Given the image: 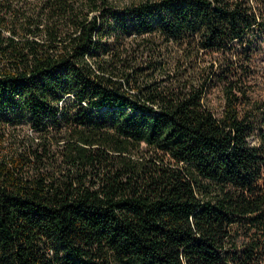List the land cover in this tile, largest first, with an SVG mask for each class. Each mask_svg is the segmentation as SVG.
I'll list each match as a JSON object with an SVG mask.
<instances>
[{"label": "trees", "instance_id": "obj_1", "mask_svg": "<svg viewBox=\"0 0 264 264\" xmlns=\"http://www.w3.org/2000/svg\"><path fill=\"white\" fill-rule=\"evenodd\" d=\"M257 60L264 0H0V264H264Z\"/></svg>", "mask_w": 264, "mask_h": 264}, {"label": "rangeland", "instance_id": "obj_2", "mask_svg": "<svg viewBox=\"0 0 264 264\" xmlns=\"http://www.w3.org/2000/svg\"><path fill=\"white\" fill-rule=\"evenodd\" d=\"M255 67L259 69L260 71L264 72V61L262 60H257L255 61ZM208 103L210 107L215 111V113H220L222 110V103H223V98L222 94L219 89L213 90L209 95H208ZM251 144H254L256 142L255 139L250 140Z\"/></svg>", "mask_w": 264, "mask_h": 264}]
</instances>
